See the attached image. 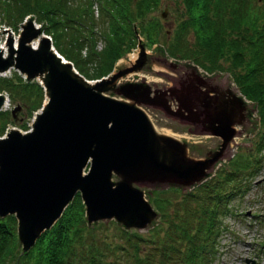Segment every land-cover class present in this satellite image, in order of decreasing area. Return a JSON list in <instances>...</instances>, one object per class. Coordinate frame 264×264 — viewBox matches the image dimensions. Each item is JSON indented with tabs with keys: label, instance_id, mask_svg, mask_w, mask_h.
Wrapping results in <instances>:
<instances>
[{
	"label": "water",
	"instance_id": "obj_1",
	"mask_svg": "<svg viewBox=\"0 0 264 264\" xmlns=\"http://www.w3.org/2000/svg\"><path fill=\"white\" fill-rule=\"evenodd\" d=\"M31 39H37L33 46ZM140 50L131 65L88 80L30 22L15 39L7 38L0 72L12 66L27 77L36 75L45 91L30 128H10L0 137V216L15 217L22 251L59 217L75 192L86 221L113 218L142 228L154 210L131 180L190 182L218 155L188 158L184 145L156 132L140 107L103 93L117 77L140 66ZM135 88L137 84L126 83L119 90L127 95ZM4 99L0 93V106ZM214 120L219 125L213 127L210 119L207 128L222 145L234 130L226 121ZM111 173L119 179L112 182Z\"/></svg>",
	"mask_w": 264,
	"mask_h": 264
},
{
	"label": "trees",
	"instance_id": "obj_2",
	"mask_svg": "<svg viewBox=\"0 0 264 264\" xmlns=\"http://www.w3.org/2000/svg\"><path fill=\"white\" fill-rule=\"evenodd\" d=\"M183 2L186 6L190 5L189 9L199 7L196 14L195 9L189 11V22L198 27L195 33L199 36L198 41L201 42L203 51L193 52L181 45L182 28L179 32L176 31L178 38L167 46L168 56L191 58L202 69L212 70L220 67L216 65L215 59L224 47L229 49L226 57L229 61L227 69L230 71L241 65L240 51L244 48H249L254 53L264 50V0ZM155 3L156 0H0V21L15 26L23 15H33L40 24V29L49 35L56 51L69 60L82 76L95 79L111 70L115 59L135 45V31L143 35L148 45L157 41L161 34L157 23L153 19L142 22L145 13ZM260 13L263 18L259 17ZM134 24L137 29H134ZM251 29L261 33L253 42L251 37L244 38L245 32ZM226 30L233 33V39L227 41L224 37L227 35ZM98 35L102 46L96 50L94 44ZM82 48L83 56L80 54ZM257 73L264 76V59L256 54L254 64L232 78L243 96L254 102L259 110V121L264 125V84L253 81ZM0 91L6 92L9 99L18 101L27 116L39 106L42 99V90L36 83L25 82L16 74L0 77ZM1 113L0 133L6 120L12 122L4 113L1 117ZM254 149H260L258 142L254 143ZM252 155L254 154H246L245 160L241 162V157L236 154L229 162L236 166L235 170L242 171L245 164H250ZM215 174L218 175V169ZM228 175H223L221 188L218 187L215 193L209 190L212 201L220 204L222 213L229 210L224 198L228 199L243 191L242 185L237 182L229 187L230 190L218 193L223 185L229 183ZM210 180L211 178L206 181ZM203 189L208 191L205 186ZM188 197L192 198V194L189 193ZM213 206L195 213L185 208L186 213L195 220L191 224H188L185 217L176 214V209H172L176 222L170 223L163 232L161 252L155 256L157 247L153 245L152 239H145V243H151L152 246H148L149 250H142L140 244L145 237L136 231L124 229L112 219L109 223L116 227V231L112 233L117 237V242L103 239L101 243L96 231L101 222L91 226L85 224L83 206L79 195L75 193L61 216L49 229L42 231L25 251L20 249L13 215L0 216V264H102L101 260H107L105 252L112 255L114 260H108L106 264H167L170 260L174 264H207L209 258L203 261L201 257L206 252L208 256L214 252L217 237L223 229L221 220L217 218V207ZM259 217L264 220V210ZM158 231L159 226L153 228L152 235ZM115 257L118 261H124L115 262Z\"/></svg>",
	"mask_w": 264,
	"mask_h": 264
},
{
	"label": "rangeland",
	"instance_id": "obj_3",
	"mask_svg": "<svg viewBox=\"0 0 264 264\" xmlns=\"http://www.w3.org/2000/svg\"><path fill=\"white\" fill-rule=\"evenodd\" d=\"M189 6H186L183 0H156L155 6L145 13L142 22L145 23L153 19L160 27L161 34L157 41L151 45H145V53L140 57V66L117 77L103 93L132 102L140 107L156 132L171 136L184 145V154L188 158L202 159L216 153L218 155L213 161L207 162L202 173L190 182L181 183L173 178L148 179L146 177L131 180L130 184L142 191L143 197L155 212L142 228L117 223L124 229L136 231L143 235V238L145 237L143 243L140 244L142 250H149L148 246H152L151 243H145V239H152L156 242L152 243L157 247L155 254L157 256L161 252L163 232L170 223L176 222L172 209H176V214L185 217L188 224H191L195 220L191 219V215L186 213L185 208L195 213L214 205L213 207H217V218L221 220L223 229L217 237L214 252L209 253V256L208 252L204 253L201 257L202 260L205 261V258L208 257L207 264H243L241 259L244 258L248 260L247 264H251L252 259L255 258L257 263L264 264V255H255V250L252 247L254 239H258L257 241L264 240V220L256 216L264 210V125L259 121V110L253 104L254 102L240 95L241 92H238L232 78V76L235 77V75L247 71L254 64V55L257 54L258 57L264 59V50H257L254 53L251 49L244 48L240 51L241 65L230 71L227 69L229 61L226 57L229 55V49L224 47L215 59L217 60L216 65L224 68L223 70L219 69L220 67L204 70L196 65L191 58L176 59L168 56L166 53L167 46L175 38H178L176 31L179 32L182 28L184 30H182L180 37L182 38L181 45L193 52L202 53L203 51L201 42L198 41L199 36L195 33V29L198 27L189 22V11L195 8L189 9ZM198 8L197 6L195 14L199 12ZM162 10L165 11V17L159 15ZM258 15L259 17L262 16L261 13ZM33 17L30 15L29 20L34 21L30 23L33 27H37L39 23ZM18 25L20 23H17L16 26ZM133 26L134 29H137L136 24ZM12 27V25L2 24L0 21V46H3L4 52L7 38L10 36L15 39L16 36L17 29L13 30ZM226 33L227 35L224 37L227 41L234 38L233 33L229 30H226ZM258 34L261 33L251 29L249 32H245L244 38L250 39L251 37L253 42ZM139 38L140 42H143V35L139 34ZM101 46L102 41L98 35L94 47L97 50ZM136 51L135 47L122 53L114 63L112 69L114 71L109 70L106 74L132 63L136 57ZM132 52L134 55L128 57L127 54ZM80 54L81 56L84 55L83 48ZM191 54L194 56V53ZM196 56L200 57V55ZM12 74L20 76L25 82L37 84L40 81L38 76L27 77L23 72L14 70L13 67H8L0 72V77H11ZM253 81H260L264 84V76L257 73ZM11 82L14 83V81ZM126 83L137 84V88L125 95L119 88ZM135 91L143 92V94L138 95ZM205 96L209 97L208 104L216 105L218 117L230 122L234 129L232 137L224 141L222 145H220V138L211 134L206 128V108L202 107ZM9 98L7 96V100L0 106V113L5 114L1 113V117L4 115L10 118L9 112L13 111L11 114L13 122H4L1 133L5 127L18 128L23 123L28 127L32 113L39 108L36 107L29 116L26 115L25 117L24 109L20 107L19 102ZM257 142L260 144L258 151L254 149V143ZM251 153L254 154L252 160L250 164H245V167L241 169L242 171L235 170L236 166L229 162L231 157L236 154L239 158L241 157L239 161L242 162L246 158L245 155L248 156ZM252 168L254 170L251 171ZM217 169L218 175L215 174ZM226 173L229 174V183L223 185L225 190L222 188L218 193L222 194L228 191L229 187L237 184V182L243 186H241L243 191L240 194H233L234 196L228 199L224 198L225 206L229 210L222 213L220 212V204H215L212 201L209 190L215 193L217 188L221 186L223 175ZM210 178L211 180L207 182L206 180ZM110 179L115 182L119 179V175L111 173ZM203 186L208 188V191L204 190ZM189 193L192 194V198L188 197ZM97 222H101L96 229L100 242L102 243L103 239L106 241L113 239V242H117V237L112 233L116 231V227L109 223V219H98L89 223L85 222V224L91 226ZM158 226V233L152 235V229ZM104 254L107 256V260H101L100 263L106 264L108 260L114 261L112 255L107 252ZM105 255H103V259ZM123 261H118L115 257V262ZM256 262L254 261L253 264ZM167 264H174V261L170 260Z\"/></svg>",
	"mask_w": 264,
	"mask_h": 264
},
{
	"label": "flooded vegetation",
	"instance_id": "obj_4",
	"mask_svg": "<svg viewBox=\"0 0 264 264\" xmlns=\"http://www.w3.org/2000/svg\"><path fill=\"white\" fill-rule=\"evenodd\" d=\"M209 97L208 96H205V99H203V101L205 102V104L203 105L202 104V107L203 108H206V111H205V114H206V117H207V119H208V121H207V124H206V128H207V126L209 125V121H210V119L212 120V126L213 127H216V126H218L219 125V123H218V121H215L214 119H218V120H220V121H226V120H221L219 117H218V111H217V107H216V105H210V104H208V101H209V99H208ZM205 106V107H204ZM210 111V112H209ZM216 113H217V115H216ZM226 123L228 124V125H230L231 126V124H230V122H228V121H226ZM209 127V126H208ZM208 129V128H207ZM208 130H210V128L208 129Z\"/></svg>",
	"mask_w": 264,
	"mask_h": 264
},
{
	"label": "bare ground",
	"instance_id": "obj_5",
	"mask_svg": "<svg viewBox=\"0 0 264 264\" xmlns=\"http://www.w3.org/2000/svg\"><path fill=\"white\" fill-rule=\"evenodd\" d=\"M36 42H37V39H31V41L29 42V44L33 46V45L36 44ZM2 47H3V46H0V50L3 49ZM4 56H5V54H4ZM39 79H40V78H39ZM4 102H5V101H4Z\"/></svg>",
	"mask_w": 264,
	"mask_h": 264
}]
</instances>
